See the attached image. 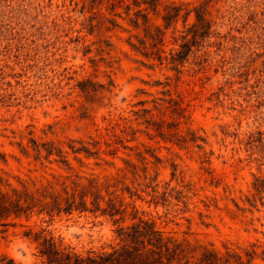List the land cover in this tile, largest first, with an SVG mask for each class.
I'll return each mask as SVG.
<instances>
[{"label": "rangeland", "instance_id": "rangeland-1", "mask_svg": "<svg viewBox=\"0 0 264 264\" xmlns=\"http://www.w3.org/2000/svg\"><path fill=\"white\" fill-rule=\"evenodd\" d=\"M197 7L209 27L192 41ZM0 174L33 191L94 179L101 209L127 206L117 224L11 218L0 264H45L39 231L108 250L135 214L264 264V0H0Z\"/></svg>", "mask_w": 264, "mask_h": 264}, {"label": "trees", "instance_id": "trees-1", "mask_svg": "<svg viewBox=\"0 0 264 264\" xmlns=\"http://www.w3.org/2000/svg\"><path fill=\"white\" fill-rule=\"evenodd\" d=\"M141 11V23L138 22V15L130 19L134 26L146 25L148 21L146 14ZM194 11L196 20L189 29L192 41L204 36L209 27L204 8L197 7ZM177 13L175 10L173 14L163 16L165 26L169 25L171 17L174 18ZM109 21L112 25H117L115 20ZM148 30L146 27L147 32ZM185 44L190 46L189 40ZM158 127H162L161 124ZM100 189L101 186L96 180L88 179L85 185L74 182L72 187L63 186L61 191L51 186L33 191L24 182L20 187L11 185L0 174V227L9 225L11 218H29L35 212L37 215L43 213L52 217L54 214H70L73 211H96L101 209L98 203L102 198ZM88 197L90 202L86 199ZM126 208L127 206L111 204L101 211L117 224L124 220ZM133 219L136 221L128 226L117 225L114 230L117 242L109 246L108 250L88 249L83 253L76 252L72 247L63 246L52 234H43V231L34 233L32 239L37 243V253L45 264H251L255 253L247 251L246 258L229 250L220 253L205 245L192 244L186 240L178 241L157 228L152 220H145L136 214ZM26 233L30 235L31 232ZM7 264L14 263L10 259Z\"/></svg>", "mask_w": 264, "mask_h": 264}]
</instances>
